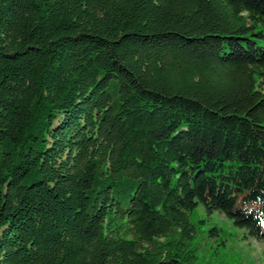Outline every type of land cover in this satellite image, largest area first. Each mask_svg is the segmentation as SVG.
<instances>
[{"label":"trees","instance_id":"obj_1","mask_svg":"<svg viewBox=\"0 0 264 264\" xmlns=\"http://www.w3.org/2000/svg\"><path fill=\"white\" fill-rule=\"evenodd\" d=\"M198 212L264 247V0H0V264H190Z\"/></svg>","mask_w":264,"mask_h":264},{"label":"rangeland","instance_id":"obj_2","mask_svg":"<svg viewBox=\"0 0 264 264\" xmlns=\"http://www.w3.org/2000/svg\"><path fill=\"white\" fill-rule=\"evenodd\" d=\"M197 214L190 264H264L263 244L247 236L243 227L219 213Z\"/></svg>","mask_w":264,"mask_h":264}]
</instances>
